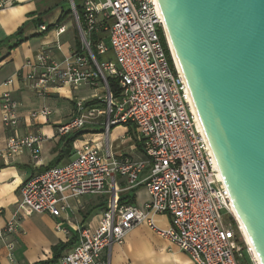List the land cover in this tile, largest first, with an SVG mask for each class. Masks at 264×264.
I'll list each match as a JSON object with an SVG mask.
<instances>
[{
    "label": "built area",
    "instance_id": "obj_1",
    "mask_svg": "<svg viewBox=\"0 0 264 264\" xmlns=\"http://www.w3.org/2000/svg\"><path fill=\"white\" fill-rule=\"evenodd\" d=\"M68 1L79 46L61 61L49 49H39L33 59L24 62L21 78L38 96L64 86L92 87L96 91L92 100H98L99 105L86 106L84 98H77L72 115L56 131L62 137L101 124V140L75 144L65 163L26 179L13 214L0 228V241L17 231L21 216L48 213L56 217L68 207L70 197L106 195L108 206L95 229L79 227L73 248L49 264H110L104 251L121 244L139 224L167 238L195 264H241L243 252L251 264H257L249 246H240L244 239L228 191L197 123L158 1L82 0L79 6ZM4 5L5 1H0V9ZM39 30L48 27L42 24ZM55 30L60 34L65 26ZM109 50L113 60L99 61L97 56ZM110 77L117 80L116 92L108 85ZM13 83V77L0 83L4 88L0 92L1 122L9 131L5 155L14 158L27 149L36 157L45 137L41 133L18 134L20 104L8 89ZM100 88L103 96L97 92ZM49 114L50 110L42 107L29 115L35 119ZM117 125L127 126L140 143L139 158L114 155L109 133ZM118 177L124 180L120 189ZM138 186H143L149 197L143 206L119 203L118 192ZM163 214L169 217L166 229L154 220ZM6 247L11 248L10 244Z\"/></svg>",
    "mask_w": 264,
    "mask_h": 264
},
{
    "label": "crops",
    "instance_id": "obj_2",
    "mask_svg": "<svg viewBox=\"0 0 264 264\" xmlns=\"http://www.w3.org/2000/svg\"><path fill=\"white\" fill-rule=\"evenodd\" d=\"M0 1H5L4 7L0 9V41L18 30L22 39L20 44L10 50L4 45L0 46V83L10 77L14 78V83L8 89L20 104L17 111L20 118L18 134L41 133L45 137L36 157H32L29 151L24 149L16 157L8 158L5 155V144L9 131L3 126L0 116V228H2L20 199V187L23 182L46 168L65 163L71 156L72 150L70 154L66 152L67 147L56 130L70 118L74 102L82 96L83 88L86 86L78 89L64 86L50 90L45 96H38L21 78L25 72L24 62L33 59L39 49H49L53 57L61 61L76 47L78 34L76 27L75 29L73 27L70 9L64 11L60 0ZM63 14L65 16L61 19ZM42 24L50 28L41 32L39 26ZM61 25L65 26V30L57 34L55 28ZM2 90L4 88H0V92ZM42 107H47L50 114L30 118L29 114L32 111ZM119 126H122L120 134L111 136V131L109 133L114 155L139 158L140 150L135 144L134 136L129 134L127 126ZM81 132L83 133L73 141L72 149L80 142L101 140L99 130L86 128ZM116 182L119 189L124 187L122 178L118 177ZM126 192L134 197V205L141 207L148 201L149 197L143 186L118 192V197ZM107 206L108 196L85 195L70 197L68 207L56 217L48 213L21 216L17 231L9 235L4 242L0 241V264L58 262L75 245L78 228L95 229ZM154 220L162 229L169 227V217L166 214L157 215ZM6 244H10V250ZM60 244H67V247L55 256L53 247ZM103 255L109 258L110 264H195L187 253L180 251L167 238L157 234L146 224L133 227L121 244L112 245Z\"/></svg>",
    "mask_w": 264,
    "mask_h": 264
},
{
    "label": "water",
    "instance_id": "obj_3",
    "mask_svg": "<svg viewBox=\"0 0 264 264\" xmlns=\"http://www.w3.org/2000/svg\"><path fill=\"white\" fill-rule=\"evenodd\" d=\"M198 119L264 264V0H157Z\"/></svg>",
    "mask_w": 264,
    "mask_h": 264
},
{
    "label": "trees",
    "instance_id": "obj_4",
    "mask_svg": "<svg viewBox=\"0 0 264 264\" xmlns=\"http://www.w3.org/2000/svg\"><path fill=\"white\" fill-rule=\"evenodd\" d=\"M69 13V12H68ZM64 14L61 16V19L64 18ZM48 28H50L49 26H47ZM20 42H22V39L20 37V30H18L15 34L7 37L6 39H4L3 41H0V46L4 45L8 48V50L14 48L15 46H17L18 44H20ZM75 46L78 47L79 46V39L76 36V41H75ZM108 85L110 87L111 90H113L114 92H116L117 89V80L115 78H108L107 79ZM86 106H97L99 105V101L98 100H90L87 101ZM83 132H81V130L79 131H75L73 133L68 134L67 136L61 137V141L64 142V145L67 147L66 148V152L67 153H71L72 150V143L73 141L79 136L81 135ZM138 150H141V145L139 142H135ZM134 202V197L132 195H130L129 192H126L123 195H120L119 197V203L120 204H133ZM76 240H77V236H76ZM67 247V244H60L58 246H54L53 247V253L55 256H57V254L59 252H61L64 248ZM52 263V261H40L34 264H49Z\"/></svg>",
    "mask_w": 264,
    "mask_h": 264
},
{
    "label": "rangeland",
    "instance_id": "obj_5",
    "mask_svg": "<svg viewBox=\"0 0 264 264\" xmlns=\"http://www.w3.org/2000/svg\"><path fill=\"white\" fill-rule=\"evenodd\" d=\"M74 2H75V4L77 5V6H79L80 5V3L82 2V0H74ZM60 4H61V6L63 7V9H64V11H66V10H68V9H70V2L68 1V0H60V2H59ZM70 11V10H69ZM71 12V11H70ZM71 17V16H70ZM74 23V22H73ZM73 27H74V29H75V25L73 24ZM102 36H105V34H102ZM105 42L107 43V45H108V40H107V38L105 39ZM97 58H98V60L99 61H104V60H107V59H111V60H113V54H112V52L109 50V51H107L104 55H100V56H97ZM83 90H84V92H83V94H82V96L81 97H79V98H84L86 101H90V100H92V99H94V98H92V94L94 93V92H96L92 87H90V86H86L85 88H83ZM97 92H99V95H101V96H103V89H98L97 90ZM88 127L89 126H87V129H88ZM86 129V128H85ZM91 130H99V131H101V130H103V126L101 125V124H97V125H94V126H92L91 127ZM111 136H113V135H118V134H120L121 132H122V126H119V125H117V126H114V127H112L111 128ZM240 246H244L245 248H246V244L244 243V241L241 239L240 240ZM247 249V248H246ZM241 264H251L250 262H249V257H248V255L245 253V252H243V254H242V256H241Z\"/></svg>",
    "mask_w": 264,
    "mask_h": 264
},
{
    "label": "bare ground",
    "instance_id": "obj_6",
    "mask_svg": "<svg viewBox=\"0 0 264 264\" xmlns=\"http://www.w3.org/2000/svg\"><path fill=\"white\" fill-rule=\"evenodd\" d=\"M169 42H170V41H169ZM170 47H171V50H172V53H173V56H174L175 62H176V64H177V66L180 68L179 63H178V61H177V58H176V55H175V53H174V50H173V48H172L171 43H170ZM197 123H198L199 127L202 129V125H201V123H200V120L198 119V116H197ZM234 215H235V218H236V220H237V222H238V225H239V227H240V231H241V233H242V237H243V239H244L246 245L249 246V248H250V250H251V253H252V256H253L254 260L256 261V263H257V264H260V261H259L257 255H256V253H255L253 247H252V244H251V242H250V240H249V238H248V235H247V233H246V231H245V229H244V226H243V224L241 223V221H240V219H239V217L237 216V214H236L235 211H234Z\"/></svg>",
    "mask_w": 264,
    "mask_h": 264
}]
</instances>
